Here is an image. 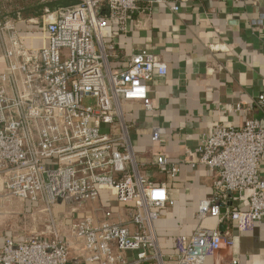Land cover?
<instances>
[{
  "label": "built area",
  "instance_id": "1",
  "mask_svg": "<svg viewBox=\"0 0 264 264\" xmlns=\"http://www.w3.org/2000/svg\"><path fill=\"white\" fill-rule=\"evenodd\" d=\"M138 2L81 0L56 11L46 8L40 18L0 25V200L17 199L49 216L44 232L7 238L0 264H206L234 247L231 232L203 227L178 236L170 254L160 246L156 222L173 201L165 183L150 181L140 170L126 106L140 102L152 112L149 83L165 77L168 67L147 50L121 56L111 24L124 32ZM171 10L179 13L181 7ZM258 103L264 109V94ZM163 136L155 128L152 141L161 143ZM195 154L193 166L215 175L212 198L199 203L197 221L229 220L239 233L253 231L264 220L261 121L219 125ZM185 161L157 156L152 164L175 179ZM105 190L126 217L105 209L100 222L90 214L77 217ZM236 199H247V209ZM56 205L66 208L61 218L53 214Z\"/></svg>",
  "mask_w": 264,
  "mask_h": 264
},
{
  "label": "crops",
  "instance_id": "2",
  "mask_svg": "<svg viewBox=\"0 0 264 264\" xmlns=\"http://www.w3.org/2000/svg\"><path fill=\"white\" fill-rule=\"evenodd\" d=\"M53 1L64 0H39L41 4ZM174 5H180L179 13L171 10ZM2 15L0 11V25ZM111 24L121 56L147 50L168 67L165 77L156 76L149 83L152 112H146L140 102L126 106V119L134 124L131 137L140 170L150 181L165 183L173 201L156 222L162 251L170 254L178 236H190L199 227L219 229L231 232L234 247L220 250L206 264H264V220L253 231L242 233L229 220L222 224L215 219L197 221L199 203L212 198L215 175L204 166H193L195 148L217 126L241 128L248 119L264 125V109L258 103L264 94V0H165L160 5L155 0H139L124 32ZM18 29L24 32L25 26ZM112 66L119 68L118 63ZM237 105L248 110L236 111ZM155 128L164 130L161 143L152 141ZM157 156L172 163L186 161L172 179L153 166ZM9 201L0 200V250L7 238L30 237L36 232H28L32 221L24 213H31L34 206ZM235 203L242 210L248 207L247 199ZM103 209L126 217V209L106 190L77 217L90 214L100 222Z\"/></svg>",
  "mask_w": 264,
  "mask_h": 264
},
{
  "label": "trees",
  "instance_id": "3",
  "mask_svg": "<svg viewBox=\"0 0 264 264\" xmlns=\"http://www.w3.org/2000/svg\"><path fill=\"white\" fill-rule=\"evenodd\" d=\"M15 1L17 4L14 10L7 15H2V24H5L10 19H18L19 17L24 18V20L40 18L46 8L50 10L68 8L74 6V3H80L81 0H64L62 2L53 1L49 4H41L39 0ZM20 9H22V11Z\"/></svg>",
  "mask_w": 264,
  "mask_h": 264
},
{
  "label": "rangeland",
  "instance_id": "4",
  "mask_svg": "<svg viewBox=\"0 0 264 264\" xmlns=\"http://www.w3.org/2000/svg\"><path fill=\"white\" fill-rule=\"evenodd\" d=\"M16 4L17 3L15 0H0V11H1V13L5 14V15L11 13L14 10V8L16 7ZM85 103L86 104L91 103L92 105H95L94 101L91 102V101L87 100ZM14 200H17V199H11L10 201L12 202ZM18 202H20V201L18 200ZM11 205L15 208L19 207V205H16V204H14V205L11 204ZM28 207H30V206H27V208ZM31 209H34V210L29 214L24 212L26 216H29V220L31 219V221H32V223H31L32 228L28 232L31 233L32 231L36 230V232H33V233L39 234V233H41V231L46 230V228L49 226V216L47 213L42 212L40 208L33 207ZM65 211H66V208L64 205H56L53 209V214L55 217H59ZM17 216L19 217V215H17Z\"/></svg>",
  "mask_w": 264,
  "mask_h": 264
}]
</instances>
